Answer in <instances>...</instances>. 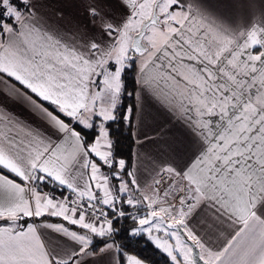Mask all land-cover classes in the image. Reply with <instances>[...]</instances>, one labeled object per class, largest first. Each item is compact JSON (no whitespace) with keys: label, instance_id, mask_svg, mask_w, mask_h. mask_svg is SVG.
<instances>
[{"label":"snow or ice","instance_id":"snow-or-ice-1","mask_svg":"<svg viewBox=\"0 0 264 264\" xmlns=\"http://www.w3.org/2000/svg\"><path fill=\"white\" fill-rule=\"evenodd\" d=\"M79 2L0 0V264H146L112 240L125 218L170 264H264V0L227 5L248 13L243 29L195 0H86V22L66 15ZM137 59L144 86L202 142L151 192L113 131L135 123L138 147L152 139L121 107ZM145 202L143 215L122 206Z\"/></svg>","mask_w":264,"mask_h":264},{"label":"crops","instance_id":"crops-1","mask_svg":"<svg viewBox=\"0 0 264 264\" xmlns=\"http://www.w3.org/2000/svg\"><path fill=\"white\" fill-rule=\"evenodd\" d=\"M84 2H79L75 8L65 9L66 15L71 12L77 20L86 22ZM185 2L192 3L193 0H185ZM195 2L199 3L207 14L231 27L243 29L248 25V13L243 8L227 6L233 0H195ZM252 2L259 7L260 0H252ZM136 83L135 97L137 94L140 96L139 102L136 99L137 115L143 119V125L139 131L146 132L152 137V139L146 141L147 147H138L134 142L132 151L131 165L135 170L140 189L144 191L149 188L148 186L153 182L156 172L162 166L190 164L195 156L199 154L202 142L175 112L170 111L149 88L144 86L141 80L140 64H137ZM10 107L12 111L18 114L22 111L18 106ZM217 123H219L218 120ZM137 132L138 126L134 123V141ZM169 145H172V147H169ZM174 148L179 149V151H175ZM206 218L210 217L206 214ZM198 234L200 233L198 232ZM211 237L212 239L209 242L213 247L220 248L226 243L227 232L224 236H221L219 231L213 232ZM93 260L97 264H117L118 262L117 255L114 257L112 253H105L87 258L84 264H90V261Z\"/></svg>","mask_w":264,"mask_h":264},{"label":"trees","instance_id":"trees-1","mask_svg":"<svg viewBox=\"0 0 264 264\" xmlns=\"http://www.w3.org/2000/svg\"><path fill=\"white\" fill-rule=\"evenodd\" d=\"M136 72H137V64H135L131 68H126L122 73V81L124 83V89L126 93H130L131 95H124L122 97L121 107H136ZM133 128L132 133L127 130V127L124 128H114L113 131L116 133L115 138L119 141L118 152L120 157L125 159L128 163L132 162V151L134 147V138H133ZM92 136L86 137L87 141H90ZM104 172L108 170L106 168L101 169ZM125 179H129V177H125ZM110 184H115L118 188V182L116 180L110 181ZM48 187L44 188V191H49ZM120 195V194H119ZM125 195H121L123 197ZM123 208L126 212L133 214L135 211L141 210L140 207L133 208L126 203H123ZM57 218H51V220L55 221ZM117 228V232L114 233L112 240L115 241L117 245L124 248L127 254L136 255L138 258L144 259L146 264H170V260L163 255L158 249H156L152 244H150L146 239H141L140 237L132 238L131 237V229L136 225V222L130 218L121 219L119 224L114 225ZM111 242V241H110ZM97 246L101 247L102 241L97 240ZM118 261H120L119 255H117Z\"/></svg>","mask_w":264,"mask_h":264},{"label":"rangeland","instance_id":"rangeland-1","mask_svg":"<svg viewBox=\"0 0 264 264\" xmlns=\"http://www.w3.org/2000/svg\"><path fill=\"white\" fill-rule=\"evenodd\" d=\"M136 64H140L139 63V59H137V61H136ZM109 67H112V62H110L109 63ZM153 183V182H152ZM151 183V184H152ZM163 188H164V186L162 185L161 186V195H162V193H163ZM146 191H148V192H151V188L149 187V188H147V190ZM120 195H127V194H120ZM133 195L134 196H139L140 195V193H138V192H135V193H133ZM138 207H140L141 208V210H139V211H135L133 214H136V215H143L146 211H148V209L146 208V203L145 204H143V205H138ZM157 249V248H156ZM159 250V249H158ZM163 255H165L166 257H167V255L162 251V250H159ZM168 258V257H167ZM169 260H170V258H168Z\"/></svg>","mask_w":264,"mask_h":264}]
</instances>
